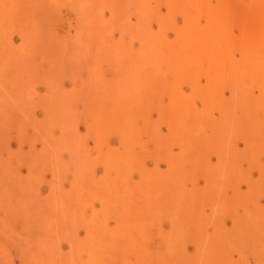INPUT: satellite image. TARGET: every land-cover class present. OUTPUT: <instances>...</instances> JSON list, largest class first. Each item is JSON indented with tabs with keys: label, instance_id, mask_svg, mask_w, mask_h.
<instances>
[{
	"label": "rangeland",
	"instance_id": "1",
	"mask_svg": "<svg viewBox=\"0 0 264 264\" xmlns=\"http://www.w3.org/2000/svg\"><path fill=\"white\" fill-rule=\"evenodd\" d=\"M0 264H264V0H0Z\"/></svg>",
	"mask_w": 264,
	"mask_h": 264
},
{
	"label": "bare ground",
	"instance_id": "2",
	"mask_svg": "<svg viewBox=\"0 0 264 264\" xmlns=\"http://www.w3.org/2000/svg\"><path fill=\"white\" fill-rule=\"evenodd\" d=\"M28 215L30 216V212H28Z\"/></svg>",
	"mask_w": 264,
	"mask_h": 264
}]
</instances>
